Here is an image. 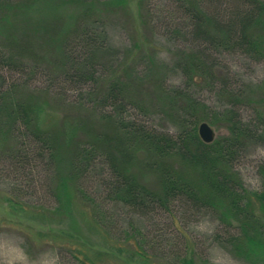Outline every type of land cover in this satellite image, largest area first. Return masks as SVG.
<instances>
[{
	"label": "trees",
	"instance_id": "16d2710c",
	"mask_svg": "<svg viewBox=\"0 0 264 264\" xmlns=\"http://www.w3.org/2000/svg\"><path fill=\"white\" fill-rule=\"evenodd\" d=\"M171 1L174 17L187 22L197 46L184 55L187 82L194 76L213 80L211 50L264 61V0ZM146 2L138 1L136 22L129 0H0V203L48 224L73 220L79 209L80 221L93 226L110 253L91 257L80 245L54 241L77 264H102L108 256L115 261L124 253L140 264H214L134 223L121 228L118 206L142 216L174 207L208 211L220 222L216 240L247 264H264V161L258 190L244 187L233 163L247 142L264 145V80L240 90L224 84L228 103L220 120L226 135L201 142L197 126L204 117L196 115V100L148 78L155 63L146 43L138 47L143 58L125 49L119 63L122 51L99 24L120 14L154 35ZM139 60L150 64L142 74L135 70ZM142 86L160 111L175 117V133L132 113ZM82 88L88 100L69 101L67 92ZM244 107L252 109L248 119ZM97 167L104 171L99 179ZM37 184L47 202L25 201L24 192H37ZM164 245L174 251L160 257Z\"/></svg>",
	"mask_w": 264,
	"mask_h": 264
},
{
	"label": "rangeland",
	"instance_id": "374dc122",
	"mask_svg": "<svg viewBox=\"0 0 264 264\" xmlns=\"http://www.w3.org/2000/svg\"><path fill=\"white\" fill-rule=\"evenodd\" d=\"M138 1L129 0V10L136 22H138ZM146 4L156 25L154 35L143 30L141 24L130 26L126 18L120 14L108 16L99 23L101 28L107 31L111 46L122 51L118 53V62H124L127 55L125 49H130L131 53L134 52V57L143 58L138 47L141 44L145 46L146 43L145 49L153 58L155 67L149 69L148 60L146 63L139 60L141 62L137 63L136 72L142 74L140 71L146 65L150 80L160 81L169 91L186 90L198 104L196 115L204 117L199 124L208 123L215 132V139L225 136L226 132L221 126L220 115L228 102L222 94V87L226 84L234 90H240L245 86L250 87L260 83L264 80V61H254L239 53L211 50L207 54V65H213V80L199 82L201 77L194 76L189 83L183 72L184 55L188 48L196 50V45L187 33V22L178 18L180 16L174 17L176 14H174L171 0H147ZM226 77L228 81L225 80ZM38 84L44 83L39 81ZM150 89L157 92V86L154 84H151ZM83 90L82 88L78 92H67L66 96L69 101L88 100ZM136 98L141 103L134 102L132 111L134 115L146 120L149 126L160 131L169 133L177 131L178 123L175 117L172 118L168 113L159 110L156 105L158 102L147 92L145 86L139 88ZM251 113L252 109L248 107L241 110L244 119H248ZM238 150L235 151L233 163L244 187L249 190L260 189L261 179L257 169L258 165L264 161V145L247 142ZM103 172L100 167H97L94 171L95 178L104 176L101 174ZM3 185L4 179L0 177V187ZM36 187L37 192H24L25 201L47 202L45 193L39 189L40 184ZM94 189L96 191L95 187ZM116 209L119 215L117 222L121 228L129 227L130 223H134L150 237L155 234L163 241L171 240L177 244L176 250L183 251L186 248L214 264H247L234 257L226 244H221V241L213 237L221 226L218 219L208 211L184 213L179 207H174L171 212L159 209L158 212L142 216L137 211L122 206ZM25 215L13 214L5 203H0V264H77L74 257L55 244L62 240L70 241L75 246H82V249H85L91 257L98 253H107V255L110 253L109 246L93 226L80 221L79 209L73 216V220L62 224L43 223L38 220V217H33L29 213ZM171 249L174 251V247ZM171 249L164 245L163 249H158L156 254L160 257L168 256ZM128 260L125 253L120 254L116 262L110 256L101 257L102 264H140L138 258L130 262Z\"/></svg>",
	"mask_w": 264,
	"mask_h": 264
},
{
	"label": "water",
	"instance_id": "95a60500",
	"mask_svg": "<svg viewBox=\"0 0 264 264\" xmlns=\"http://www.w3.org/2000/svg\"><path fill=\"white\" fill-rule=\"evenodd\" d=\"M197 133L199 139L205 143H212L215 139V132L206 122H201L197 127Z\"/></svg>",
	"mask_w": 264,
	"mask_h": 264
}]
</instances>
